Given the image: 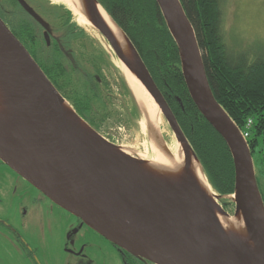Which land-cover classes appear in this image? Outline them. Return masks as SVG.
<instances>
[{
    "label": "water",
    "instance_id": "1",
    "mask_svg": "<svg viewBox=\"0 0 264 264\" xmlns=\"http://www.w3.org/2000/svg\"><path fill=\"white\" fill-rule=\"evenodd\" d=\"M16 1L44 28L48 41L50 24L26 0ZM155 2L177 45L191 100L230 151L234 194L222 197L214 192L138 50L98 0H77L81 15L153 98L183 153V163L176 170L156 168L103 137L76 113L1 18L0 161L138 259L151 264H264V200L249 144L213 94L181 1ZM223 199L235 207L234 217L221 205ZM220 218H233L242 232L235 229L237 224L226 228Z\"/></svg>",
    "mask_w": 264,
    "mask_h": 264
},
{
    "label": "trees",
    "instance_id": "2",
    "mask_svg": "<svg viewBox=\"0 0 264 264\" xmlns=\"http://www.w3.org/2000/svg\"><path fill=\"white\" fill-rule=\"evenodd\" d=\"M45 1L51 10L54 9L48 0ZM98 1L138 50L202 164L214 192L222 197L232 196L235 190L232 156L225 141L199 113L190 98L177 45L155 0ZM180 1L195 30L213 94L241 132L249 134L247 142L255 163L258 138L264 135V59L251 62L246 56H237L229 51L220 31L221 0ZM60 7L61 14H52L62 23L60 26L67 27L71 32L80 30L77 24L71 23L73 13L64 5ZM15 27L19 28L18 33L28 36L30 41L37 40V34L27 20H22ZM59 69L60 77L74 88L71 76H66L65 69ZM76 100L80 103L77 107L84 108L85 105L90 109L93 115L90 122L100 131L107 116L100 117L101 110H96L94 103L85 95L82 97L79 93ZM134 117L136 120L141 118L136 104ZM260 164L264 168V157L260 159ZM262 172L264 175V169ZM222 205H230L229 200L223 199Z\"/></svg>",
    "mask_w": 264,
    "mask_h": 264
},
{
    "label": "flooded vegetation",
    "instance_id": "3",
    "mask_svg": "<svg viewBox=\"0 0 264 264\" xmlns=\"http://www.w3.org/2000/svg\"><path fill=\"white\" fill-rule=\"evenodd\" d=\"M10 1L11 8L7 0H0V18L80 117L95 129L90 122V109L85 105V109L77 107L79 93L95 104L98 101L104 111H127L132 107L130 115L134 114L135 102L126 81L102 51L86 41L84 31L71 32L67 27L53 26L26 0L50 24L48 42L44 28L16 0ZM15 7L28 17L26 20L37 34L36 41L18 33L15 26L25 19L15 14ZM59 68L65 69L67 77L71 76L74 88L60 77ZM0 264L151 263L103 238L0 161Z\"/></svg>",
    "mask_w": 264,
    "mask_h": 264
},
{
    "label": "rangeland",
    "instance_id": "4",
    "mask_svg": "<svg viewBox=\"0 0 264 264\" xmlns=\"http://www.w3.org/2000/svg\"><path fill=\"white\" fill-rule=\"evenodd\" d=\"M48 1L54 6V9L51 10L49 5L47 6L45 0H30V3L40 12L42 17H46L53 26L62 25V23L58 22L52 14L53 12L61 14L62 7L60 6H63L62 4L64 3L58 0ZM7 3L11 8V1L7 0ZM220 4L222 9L220 31L223 41L229 51L237 56L244 55L251 62L256 59H264V0H221ZM14 12L21 18L25 20L28 19L25 14H22V11L19 8L15 7ZM73 16L74 18L71 23L77 24L80 30L85 32L87 38L86 41H89V44L99 48L111 67L121 73V70L119 69L121 66L115 59L105 40L95 32L92 27L83 26L79 22V16L75 14H73ZM94 106L96 110H101L100 117L105 115L108 118L105 124L101 126L100 131H98L103 137L115 145L125 148V151L130 150L129 154H131L132 151L133 154H138L146 160L150 161L154 159L155 156L152 152L151 145L152 136L149 129L145 127L147 116L144 115V113L143 115L145 118L141 115V118L136 120L134 114L132 116L130 115L133 111L132 107L127 111H121L120 109H114L113 111V109H110L111 112L107 111L105 113L103 109H100L101 106L98 101L97 104L94 103ZM159 119V123L156 124V129L159 131L160 139H162L163 143L165 145L167 144L169 148H173L175 152H179L180 147L167 122L163 117H160ZM258 140L256 152L254 154L256 161L255 169L261 190L264 194V175L262 172L264 168L260 164V159L264 157V135L259 137ZM224 208L230 216L234 217L235 207L232 204L225 206Z\"/></svg>",
    "mask_w": 264,
    "mask_h": 264
},
{
    "label": "bare ground",
    "instance_id": "5",
    "mask_svg": "<svg viewBox=\"0 0 264 264\" xmlns=\"http://www.w3.org/2000/svg\"><path fill=\"white\" fill-rule=\"evenodd\" d=\"M67 5L75 15L79 16V22L83 26H90L88 20H86L82 15L77 5V0H58ZM105 16V20L108 24L113 28L115 34L119 35L120 32L116 28V26L111 22L110 18L103 13ZM121 40V39H120ZM121 69L126 78V81L132 90L134 97L136 98L142 112L147 116V129H149L152 136V152L154 154V159L150 160L152 166L156 168H163L167 170H176L183 163V153L181 151L175 152L173 148L165 149L162 144V139H160L159 131L156 129V124L159 123L160 118V110L155 105L153 98L146 91L144 86L125 68L121 65ZM167 145V144H166ZM179 150V149H178ZM125 151V150H124ZM125 153L129 154V151H125ZM171 153V154H169ZM132 154V153H131ZM130 154V155H131ZM144 156V155H143ZM141 159L143 157L141 156ZM199 176V180L205 186H207L205 179ZM221 223L228 228L230 223H233L234 226L237 224L236 220L220 218ZM235 229L239 232H242V227L240 224H237Z\"/></svg>",
    "mask_w": 264,
    "mask_h": 264
},
{
    "label": "built area",
    "instance_id": "6",
    "mask_svg": "<svg viewBox=\"0 0 264 264\" xmlns=\"http://www.w3.org/2000/svg\"><path fill=\"white\" fill-rule=\"evenodd\" d=\"M243 134V136H244V138L247 140V138H249V134L247 133V132H245V133H242Z\"/></svg>",
    "mask_w": 264,
    "mask_h": 264
}]
</instances>
